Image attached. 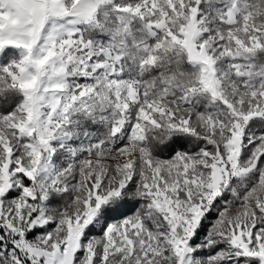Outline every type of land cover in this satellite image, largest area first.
<instances>
[{"label":"snow or ice","instance_id":"6c2138e0","mask_svg":"<svg viewBox=\"0 0 264 264\" xmlns=\"http://www.w3.org/2000/svg\"><path fill=\"white\" fill-rule=\"evenodd\" d=\"M0 264H264V0H0Z\"/></svg>","mask_w":264,"mask_h":264},{"label":"trees","instance_id":"16d2710c","mask_svg":"<svg viewBox=\"0 0 264 264\" xmlns=\"http://www.w3.org/2000/svg\"><path fill=\"white\" fill-rule=\"evenodd\" d=\"M191 145H189V147H190Z\"/></svg>","mask_w":264,"mask_h":264}]
</instances>
